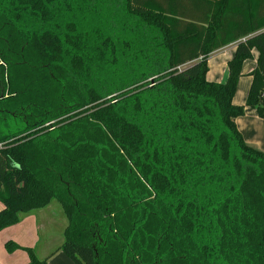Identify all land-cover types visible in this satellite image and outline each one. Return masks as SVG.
Returning a JSON list of instances; mask_svg holds the SVG:
<instances>
[{"label":"trees","instance_id":"trees-1","mask_svg":"<svg viewBox=\"0 0 264 264\" xmlns=\"http://www.w3.org/2000/svg\"><path fill=\"white\" fill-rule=\"evenodd\" d=\"M246 107L264 119V0H0V231L57 200L75 264H264Z\"/></svg>","mask_w":264,"mask_h":264},{"label":"crops","instance_id":"crops-1","mask_svg":"<svg viewBox=\"0 0 264 264\" xmlns=\"http://www.w3.org/2000/svg\"><path fill=\"white\" fill-rule=\"evenodd\" d=\"M235 51L236 43H231L210 54L208 60L209 72L207 74V78L210 81L224 82L227 79L228 62L234 56ZM258 55V51L254 49L252 58L247 59L243 63L242 75L238 81L236 93L233 98V102L237 105H244L246 102L252 82L251 72L257 66ZM235 122L246 143L264 152V119L259 117L256 109L246 107L244 115L237 117ZM51 204L52 202L47 207L35 210L24 216L20 223L0 231V264H26L28 262V254L22 250H16L13 253L6 251L4 247L5 242L7 240H13L22 246H35L37 248L40 241V227L38 226L37 216L40 214L42 217ZM0 206L2 208V204H0ZM26 222H29V224H26ZM62 234H64V230ZM53 240V234L49 232L46 244L49 245ZM42 254L44 255L47 253L43 252ZM42 254H40L41 257ZM48 261L50 264H75L74 261L61 250L52 255Z\"/></svg>","mask_w":264,"mask_h":264},{"label":"rangeland","instance_id":"rangeland-1","mask_svg":"<svg viewBox=\"0 0 264 264\" xmlns=\"http://www.w3.org/2000/svg\"><path fill=\"white\" fill-rule=\"evenodd\" d=\"M83 27H84V25H82L81 29ZM108 56H109V54L106 53L105 59ZM96 62H98V60H96ZM98 63L101 64L100 66H104L105 68L109 69V66L105 65L106 62H101V60H100V62H98ZM95 74H97V77L103 78V77H101L102 75L99 72H97ZM0 208H1V206H0ZM57 214L60 216V218H59V216ZM37 217H38V226L40 227V230H39V238H40L39 245H38L37 248L35 246H26V247L35 248L36 252H37V255L40 258L43 259V258H46V257L50 256V254H51V256L54 255L56 253L55 250L64 241V234H62V231L65 230V227L67 225V219H66V216H65V214L63 212V209H62L61 205L59 204V202L57 200H53L52 201V204L48 207V209L45 211V213L42 215V217H41L40 214H38ZM26 224H29V222H26ZM49 232H52L54 240L49 245H47L46 244V239L48 238V233ZM8 241H10V240H7L6 242H8ZM4 247H5V245H4ZM5 249H6V247H5ZM17 250H22V249H17ZM22 251L27 254L26 251H24V250H22ZM43 252H46L47 254L43 255L42 254ZM52 252H54V253H52ZM40 254H42V257L40 256Z\"/></svg>","mask_w":264,"mask_h":264}]
</instances>
